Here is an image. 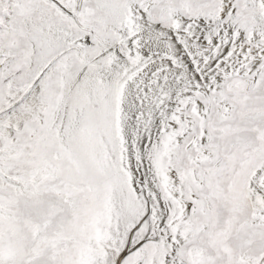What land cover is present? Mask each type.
Listing matches in <instances>:
<instances>
[{
	"label": "snow or ice",
	"instance_id": "1",
	"mask_svg": "<svg viewBox=\"0 0 264 264\" xmlns=\"http://www.w3.org/2000/svg\"><path fill=\"white\" fill-rule=\"evenodd\" d=\"M0 264H264V0H0Z\"/></svg>",
	"mask_w": 264,
	"mask_h": 264
}]
</instances>
